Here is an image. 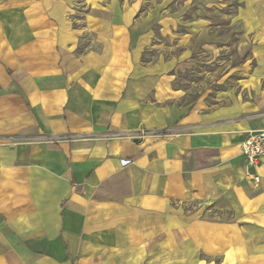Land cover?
Returning a JSON list of instances; mask_svg holds the SVG:
<instances>
[{
	"label": "crops",
	"instance_id": "crops-1",
	"mask_svg": "<svg viewBox=\"0 0 264 264\" xmlns=\"http://www.w3.org/2000/svg\"><path fill=\"white\" fill-rule=\"evenodd\" d=\"M235 1L238 35L178 34L186 1L0 0V264H264V158L239 147L264 128V0ZM231 41L227 85L185 102L192 56Z\"/></svg>",
	"mask_w": 264,
	"mask_h": 264
},
{
	"label": "rangeland",
	"instance_id": "rangeland-1",
	"mask_svg": "<svg viewBox=\"0 0 264 264\" xmlns=\"http://www.w3.org/2000/svg\"><path fill=\"white\" fill-rule=\"evenodd\" d=\"M186 1L191 2L187 13L179 19L177 26V33L181 34L188 27L189 23L202 20L209 27V31L212 33L224 34L231 30L235 35H238L241 30V22L238 20V4L235 0H147L143 5V15L151 14H163L169 13L170 11H176L180 5ZM216 3L211 5L210 3ZM220 4V5H219ZM80 11H83L82 9ZM75 18L81 19V15L76 13ZM155 33V42L159 44L168 45V42L158 37V29L153 28ZM86 39H89V35H85ZM156 51V50H155ZM155 51L145 52L143 58L145 60L152 59L155 56ZM181 52L180 47H173L167 49L168 56H179ZM233 41L222 47L218 57L210 58L209 54L205 52H199L197 55L192 56L194 60L200 62L197 66L188 72H185L175 80V87H180L186 94L184 97L185 102L192 103L195 101L201 93L207 89L218 91L223 89L227 85V81L222 85H216L217 81L221 76L225 75L227 69L231 65H238L239 61L234 57ZM237 73L232 75L230 81H235Z\"/></svg>",
	"mask_w": 264,
	"mask_h": 264
},
{
	"label": "built area",
	"instance_id": "built-area-1",
	"mask_svg": "<svg viewBox=\"0 0 264 264\" xmlns=\"http://www.w3.org/2000/svg\"><path fill=\"white\" fill-rule=\"evenodd\" d=\"M264 117V113L261 114ZM144 135L142 132L140 136ZM241 156L244 163L249 168L258 166L264 158V128L248 132L243 140L239 143ZM247 177L254 182H258V176L252 172L247 173Z\"/></svg>",
	"mask_w": 264,
	"mask_h": 264
}]
</instances>
